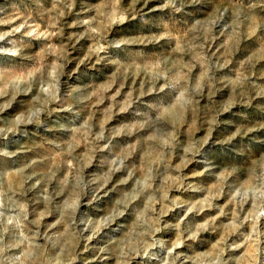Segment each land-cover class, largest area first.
I'll return each instance as SVG.
<instances>
[{
    "label": "rangeland",
    "instance_id": "rangeland-1",
    "mask_svg": "<svg viewBox=\"0 0 264 264\" xmlns=\"http://www.w3.org/2000/svg\"><path fill=\"white\" fill-rule=\"evenodd\" d=\"M0 264H264V0H0Z\"/></svg>",
    "mask_w": 264,
    "mask_h": 264
}]
</instances>
